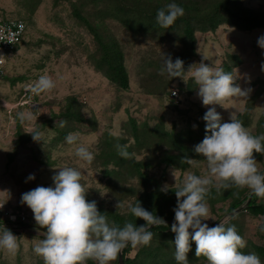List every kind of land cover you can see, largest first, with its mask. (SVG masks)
<instances>
[{"label": "rangeland", "instance_id": "obj_1", "mask_svg": "<svg viewBox=\"0 0 264 264\" xmlns=\"http://www.w3.org/2000/svg\"><path fill=\"white\" fill-rule=\"evenodd\" d=\"M24 1L0 0L1 19L19 18L27 25L21 43L7 59L5 74L0 77V201L7 209L19 210L25 192L38 186L54 187L52 177L63 167L82 171L81 183L87 190V201H96L97 208H102V211H113L123 216L130 213L129 206L135 205L145 193L162 191L165 185L169 190L177 189L188 173L207 176V161L198 154L192 158V164L183 169L162 161L165 152L172 151L156 135L149 136L145 146L134 147L135 139L131 134L134 127L146 133H152L158 126L166 131H196L208 108L213 107L203 105L190 74H185L184 80L171 77L167 72L161 73L167 56H171L173 62L180 58L185 71L189 65L201 61L222 68L225 61L231 60L230 55L238 56L240 63L231 67L230 72L236 77L237 85L252 91L247 97L230 98L222 106L214 107L222 122H229L235 114L253 135L264 134V48L258 45V39L264 36V28L241 31L223 24L213 31L196 32L194 53L187 56L182 53L183 45L174 34L134 35L114 19L98 18L96 11L104 6L103 3L94 5L83 0L81 12L89 27L92 26L105 41L115 40L122 51L128 88L121 89L95 69L90 56L99 54L97 43L86 22H80L72 15L70 0H37L38 5L30 16L29 5ZM242 2L246 7L264 12V0ZM42 75H48L56 82L51 92L36 93L29 87ZM172 90L176 91V96H171ZM257 90H260L259 94L251 102ZM68 96L76 98L82 117L95 120L93 130L84 121L64 120L62 113ZM20 112H34L37 120L22 124L17 117ZM65 126L73 129L67 134H80L77 144L66 143L67 134L62 136L61 132ZM29 127L39 129L43 140L34 141L30 134L25 133ZM110 137L122 139L121 145L132 148L130 153L135 154L122 167L109 160L110 153L117 152ZM105 140L111 143L110 148L103 146ZM81 144L95 154L92 163L76 156L75 149ZM185 146L194 149L189 142ZM254 158L264 174V154L254 152ZM133 163L142 165L135 169ZM30 174L35 176L34 180L27 179ZM228 189L217 191L215 187L211 188L206 197L209 219L203 222L214 227L225 218L232 219L247 242L241 251L245 254L254 252L264 262V255L258 254L254 248V245L264 248V231H261L264 216H252L244 209L230 217L228 208L232 198L218 199ZM240 191L241 195L251 192L247 187L232 189L234 195ZM257 202L264 203V198H258ZM156 206L146 209L154 211L165 221L174 222V202ZM27 222L37 225L33 213ZM136 222L145 224L140 218ZM30 228L13 232L18 237L19 251L13 255L0 249V264H44L42 257L33 249L44 238L45 229ZM161 239H153L151 246H156V240ZM138 247L130 246L126 256L134 257ZM111 264H118V260ZM189 264L208 262L198 258L189 260Z\"/></svg>", "mask_w": 264, "mask_h": 264}, {"label": "clouds", "instance_id": "obj_2", "mask_svg": "<svg viewBox=\"0 0 264 264\" xmlns=\"http://www.w3.org/2000/svg\"><path fill=\"white\" fill-rule=\"evenodd\" d=\"M184 14V9L173 2L166 8L158 9L156 20L161 27L169 28ZM4 31L0 29V40L7 39ZM258 45L264 48V36L258 39ZM5 59L0 56V64ZM164 72L182 79L185 74H190L203 105L213 106L203 116L206 134L194 146V152L207 161L208 175L188 173L182 186L175 191L177 205L173 209L175 217L170 228L175 233L172 243L177 264H189L187 254L191 251V241L196 245V257H205L208 264H264L256 253L241 251L247 242L235 225L230 224L229 218L214 227L203 222L209 219L206 197L212 187L217 191L232 186L247 187L253 195L264 198V174L254 158V152L264 154V134L253 135L235 114L229 122H222L220 113L214 107L222 106L230 98L247 97L252 89H242L235 83L236 77L232 72L203 61L189 65L185 71L180 58L173 62L171 56H167L161 68V73ZM29 87L36 93L51 92L56 82L52 77L42 75ZM17 117L22 124L37 120L34 112H20ZM25 133L30 134L34 141L43 140V133L35 127H29ZM79 135L78 132L68 133L66 143L77 144ZM127 147L116 145L118 154L126 160L135 155ZM75 154L89 164L95 159V154L82 144L75 149ZM185 161L191 165L193 159L185 157ZM82 178V171L75 167L59 168L52 177L54 187L38 186L22 194L21 203L31 209L36 224L45 229L44 238L33 249L36 255L42 257L44 264H86L89 259L97 264H111L129 244L132 247L150 245L154 238L150 230L152 227L167 225L163 217L148 211L139 201L129 206V212L143 219L145 224L137 226L126 222L119 227L110 223L107 215L98 211L96 201L86 200L87 190L81 183ZM27 179L34 180L35 176L30 174ZM168 190L167 185L162 188L165 193ZM2 207L3 204H0ZM0 249L13 255L19 251L18 237L5 226L0 228Z\"/></svg>", "mask_w": 264, "mask_h": 264}, {"label": "trees", "instance_id": "obj_3", "mask_svg": "<svg viewBox=\"0 0 264 264\" xmlns=\"http://www.w3.org/2000/svg\"><path fill=\"white\" fill-rule=\"evenodd\" d=\"M59 0H55L58 2ZM81 1V2H79ZM94 5H100L103 3L104 6L96 11L99 19L111 18L116 20L121 26L128 32L138 35L144 33H156L174 34L183 45V54L187 56L194 53L195 33L196 32H207L213 31L218 26L226 24L234 27L241 31H250L256 28H264V12L255 10L243 5L242 0H89ZM25 3L29 5L28 16L33 14L34 10L38 5L37 0H25ZM175 2L177 5L184 9L185 14L178 18L176 22L169 28L161 27L156 20L157 11L160 8H166L169 3ZM83 0H70L69 5L71 7L72 15L78 19V21L89 24L85 17L82 15L81 9L83 7ZM108 7L106 8V6ZM94 35V39L97 43L99 54L90 56L93 60L95 69L103 74V76L112 84L116 85L121 89L128 88V73L124 66L123 54L118 44L112 38L109 41H105L103 37L92 27H89ZM230 61H225L222 68L225 71H229L231 67L237 66L240 63V59L236 55H230ZM264 63V61H263ZM264 84V82H263ZM254 85V83H253ZM264 88V87H263ZM260 90H257L251 98V102L258 96ZM78 101L73 96L66 97L65 110L62 113L64 120L74 119L76 122L84 121L89 123L92 130L95 128L94 119H86L79 114ZM247 114V112L245 113ZM243 117V116H242ZM131 124L134 122L131 119ZM149 133L145 130H138L133 128L131 134L134 136L135 148H141L146 145L149 140V136H157L163 140L168 147V150L172 153L165 152V156H162V161L166 164L175 166L177 168H185L187 162L185 157L195 158L197 154L194 149L185 146L186 142L195 146L200 143L206 134V121H202L199 124L198 129L182 130V131H166L161 126H158ZM62 136H65L68 130H73L68 126L62 128ZM30 136V135H29ZM141 136V137H140ZM116 148L117 144H122L124 141L120 138L110 137ZM188 139V140H186ZM57 140V138H56ZM201 140V141H200ZM109 140L103 142V146L110 148ZM117 150V148H116ZM127 150L132 152V148L127 147ZM110 161L117 167H122L127 161L118 154V151H112L110 153ZM259 156V155H258ZM108 160V161H109ZM106 161L105 164L108 162ZM141 163H133L134 168H138ZM236 187V186H235ZM230 187L224 191L218 199L225 200L226 198H232L228 211H232L235 208L243 205L248 195L251 193H244L240 191L234 195ZM169 190L166 193L164 191H152L145 193L139 202L145 209L150 207H157L156 205L163 206L164 204H170L174 202L177 205V199H174L175 191ZM215 192V190H213ZM214 195L215 193H211ZM259 197L252 194L250 201L245 207V211L252 216H264V203L257 202ZM147 204V205H144ZM102 208H98V211L102 214H106L107 217L119 227H123L126 222H132L137 226V218L129 213L126 216L119 215L113 211H102ZM31 218V217H30ZM161 224L156 227H152L150 230L154 233L153 239L162 238L161 241H157L156 246H140L137 249L134 257L129 258L126 253L131 246L130 244L123 250V262L124 264H176L177 261L174 258L175 246L172 242L175 239V233L171 231V223ZM230 224L235 225V222L230 219ZM236 227V225H235ZM12 232H22L24 229H9ZM239 233V229L237 230ZM171 239L170 243L166 242ZM254 248L258 254L264 255V248L255 246ZM196 245L194 241H191V251L187 254L188 260H196L198 257L195 255ZM199 258L205 257L201 256ZM86 264H96L94 260L89 259Z\"/></svg>", "mask_w": 264, "mask_h": 264}, {"label": "built area", "instance_id": "obj_4", "mask_svg": "<svg viewBox=\"0 0 264 264\" xmlns=\"http://www.w3.org/2000/svg\"><path fill=\"white\" fill-rule=\"evenodd\" d=\"M0 29H5V40H0V56L6 57L5 62L0 64V77L5 74L7 59L14 48L19 45L26 33L27 25L24 20L19 18L1 19ZM171 96H176V91H171ZM3 207L0 208V227L8 229H23V225L28 223L29 214L25 210L7 209L2 201Z\"/></svg>", "mask_w": 264, "mask_h": 264}, {"label": "water", "instance_id": "obj_5", "mask_svg": "<svg viewBox=\"0 0 264 264\" xmlns=\"http://www.w3.org/2000/svg\"><path fill=\"white\" fill-rule=\"evenodd\" d=\"M251 197H252V193H250V194L248 195L247 200H246V202H245L243 205H241L240 207L235 208V209H233L232 211H230V212H229V216L232 217V216L238 214L239 212H241L242 210H244L245 207L247 206L248 202L250 201ZM166 223H171V224H172V223H174V222L166 221ZM217 224H218V223H217ZM217 224H216V225H217ZM216 225H215V226H216ZM30 227H40V226L33 225V224H26V225L23 226V228H30ZM189 231L191 232L192 230L190 229ZM117 260H118V264H124L122 253L118 255Z\"/></svg>", "mask_w": 264, "mask_h": 264}, {"label": "crops", "instance_id": "obj_6", "mask_svg": "<svg viewBox=\"0 0 264 264\" xmlns=\"http://www.w3.org/2000/svg\"><path fill=\"white\" fill-rule=\"evenodd\" d=\"M18 210V209H17ZM19 210H25L28 214H29V216H31L32 215V211H31V209L25 204H22V205H20V207H19ZM26 224H28V223H25L24 225H26ZM23 225V226H24ZM24 230L25 229H31V228H23Z\"/></svg>", "mask_w": 264, "mask_h": 264}]
</instances>
